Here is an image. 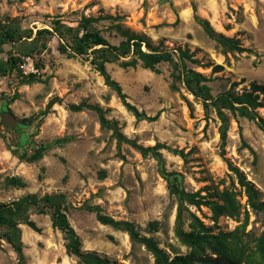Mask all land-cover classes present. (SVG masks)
Masks as SVG:
<instances>
[{
  "label": "rangeland",
  "instance_id": "374dc122",
  "mask_svg": "<svg viewBox=\"0 0 264 264\" xmlns=\"http://www.w3.org/2000/svg\"><path fill=\"white\" fill-rule=\"evenodd\" d=\"M107 14L119 17L95 26L111 44L125 39L115 26L120 23L161 50H188L199 63L186 60L187 67L207 77L215 97L264 85V0H0V32L17 25L27 35L0 43V203L63 193L82 251L114 264H154L155 257L127 231L101 223L91 208L133 223L140 236L152 238L170 259L190 250L177 233L180 206L184 232L191 230L193 213L213 233L233 232L246 223V232L260 235L264 212L250 207L235 172H242L264 201V131L256 120L224 109L229 124L223 144L216 110H205L201 96L173 76L170 63L158 64V72L140 61L122 67V60L133 58L130 54L106 63V69L126 94L125 101L146 116L138 118L86 56L70 58L59 51L57 35L32 44L37 30L51 29L55 20L77 26L84 15ZM198 17L217 32L240 38L252 51L224 52ZM12 58L18 60L14 68ZM31 74L36 79L29 81ZM259 95L264 100V93ZM80 103L99 106L124 139L101 123L96 110L72 107ZM4 109L19 120L16 128L3 122ZM256 110L264 118V107ZM156 144L166 146L157 149L162 161L152 151L143 155L138 147ZM42 145L47 149L34 162L17 154L29 156ZM163 171L208 203L181 201L170 192ZM12 176L21 177L26 186L7 184ZM226 187L237 193L240 214L214 219L212 203H221L217 194ZM29 215L39 231L20 224L24 264H81L67 253L65 236L53 227L49 214ZM0 264H18L16 251L5 240H0Z\"/></svg>",
  "mask_w": 264,
  "mask_h": 264
},
{
  "label": "trees",
  "instance_id": "16d2710c",
  "mask_svg": "<svg viewBox=\"0 0 264 264\" xmlns=\"http://www.w3.org/2000/svg\"><path fill=\"white\" fill-rule=\"evenodd\" d=\"M118 17L109 14L96 17L84 15L77 26L67 25L58 19L53 22L54 25L51 29H38L36 38L32 40V44L36 45L38 42L40 43L39 40H44L47 35H57L61 40L58 46L61 53L70 58L86 56V59L90 60L93 67L104 77L106 84L112 87L124 101L126 94L123 93L121 86L107 72L106 63L120 61L121 58L133 54L134 56L131 60H122L120 62L122 67H135L140 61L145 68L158 72L157 65L162 62H168L173 67V76L183 80L185 85L195 95L201 96L205 110L208 112L210 106H213L216 110L218 118L221 121L220 137L223 144L226 142L229 124L228 116L224 112V109L229 110L231 113H238L241 116L256 120L259 127L264 131V118L258 116L256 110L259 107H264V100H260L259 95L261 92L264 93V85L254 83L250 91H244L241 94L228 91L215 97L211 94L210 88L206 84L207 77L187 67L186 60L199 63V60L194 58L193 54L188 50L179 48V53L161 50L152 45L144 36L123 28L120 23H116L115 26L125 39L119 45L111 44L101 34L100 29L95 24L102 19L117 20ZM198 20L207 35L215 40L217 45L223 48L224 52L235 51L242 53L252 51L242 44L240 38L226 36L223 33L217 32L206 19L198 17ZM23 36L27 35L23 34V30L19 26H8L0 32V43L6 41L16 42L21 40ZM41 45L43 48L46 47L45 42H42ZM143 46L146 49H143ZM175 55H177V59H175ZM17 61V58L10 60L11 68L16 66ZM29 79V81H32L36 78L34 74H31ZM125 103L138 118L146 117L136 107L126 101ZM72 107L76 110L83 107L96 110L99 113L101 123L104 126L113 128L120 140L124 139L123 134L118 132L115 124L105 118L99 106L80 103L72 105ZM138 147L143 155H147L148 151H152L157 159L162 161L157 149L166 146L156 144L150 147ZM46 149L47 147L42 145L29 156L26 152H17V154L19 158L27 162H34L43 156ZM235 172L240 185L244 187L247 193L250 207L256 212H264V201L259 199V190L254 184L246 181L242 172L238 169H235ZM162 173L170 184V192L175 194L181 201L187 200L198 205L208 203L198 193L186 192L175 182H172L170 178L171 174L165 171ZM6 182L15 187L26 186V182L18 176L7 177ZM217 195L221 203H212L214 219H217L221 215L238 217L241 205L237 199V193L226 187L218 192ZM68 209L69 205L63 193L46 194L42 197L29 194L8 204L0 203V240H5L9 243L17 253L18 264H24L25 259L20 224H26L33 230L39 231L38 226L30 219L29 215L31 211H35L38 214L50 215L53 227L58 228L65 236L67 253L77 256L81 264H114L95 253L82 251L80 237L68 220ZM91 209L96 211L97 219L101 223L125 230L133 240L145 243L154 254V264H264V231L260 235L246 232V223L233 232L213 233L212 229L206 226L197 215L190 213L192 220L190 223L191 230L184 232L181 228L183 209L180 206L177 233L190 247V250L186 254L175 255L174 258L170 259L152 238L140 236L133 223L116 220L107 214H103L98 207Z\"/></svg>",
  "mask_w": 264,
  "mask_h": 264
},
{
  "label": "water",
  "instance_id": "95a60500",
  "mask_svg": "<svg viewBox=\"0 0 264 264\" xmlns=\"http://www.w3.org/2000/svg\"><path fill=\"white\" fill-rule=\"evenodd\" d=\"M3 122L11 127L16 128L19 124V120L16 118V116L9 111L8 109H4L3 115H2Z\"/></svg>",
  "mask_w": 264,
  "mask_h": 264
}]
</instances>
